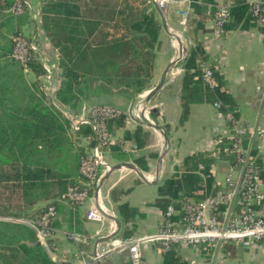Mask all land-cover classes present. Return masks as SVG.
Wrapping results in <instances>:
<instances>
[{
  "label": "trees",
  "instance_id": "trees-1",
  "mask_svg": "<svg viewBox=\"0 0 264 264\" xmlns=\"http://www.w3.org/2000/svg\"><path fill=\"white\" fill-rule=\"evenodd\" d=\"M191 2L185 38L187 44L189 39L194 44L187 45L178 64L184 71L180 124L189 120L192 106L197 104L211 105L224 118L231 114L236 119L237 102L223 89V76L198 39V33L215 17L218 5L215 0ZM14 3L0 0V217L36 220L53 207L52 228L65 226L82 234L81 208L62 196L70 187L84 183L81 160L97 145V139L89 126L81 125L75 131L73 121L89 98L118 94L135 102L154 87L161 47L160 17L151 0H41L40 24L57 54L56 76L60 80L55 102H51L42 89L46 72L37 56L26 64L12 57L13 40L27 39L26 30L34 23L30 11L21 15L8 12ZM225 4L231 9L226 32L259 28L253 5L247 0H225ZM259 29L264 36V27ZM202 64L210 66L214 86L204 82ZM28 73L35 76L33 81L28 80ZM60 107L78 114L71 120ZM124 123V115L108 121L113 137ZM136 144L141 146L139 139ZM230 148L231 142L224 138L216 150L229 166L234 164L226 152ZM216 151L186 158L178 174L158 185L160 199L155 206L162 214L173 204L181 210L183 196L195 198L202 174L208 177L209 187L214 185L210 167L216 163ZM111 153L123 161L128 157L115 142L109 156ZM118 211L122 219H130L133 213L127 206L118 207ZM119 237L131 238L132 232L123 228ZM238 250L226 245L218 252L236 256ZM201 251L217 252L203 247ZM0 264L55 263L31 228L0 221ZM163 264L188 263L171 249L164 253Z\"/></svg>",
  "mask_w": 264,
  "mask_h": 264
},
{
  "label": "crops",
  "instance_id": "crops-1",
  "mask_svg": "<svg viewBox=\"0 0 264 264\" xmlns=\"http://www.w3.org/2000/svg\"><path fill=\"white\" fill-rule=\"evenodd\" d=\"M26 1L34 9L30 13L34 23L28 27L26 35L38 36L39 42L46 47V59L51 57L52 60L48 61L51 66L56 67L57 54L40 24L41 0ZM254 1L256 0H247L251 5ZM215 3L218 8L226 5L225 0H215ZM191 5V0H173L165 10L155 5L162 29L154 87L148 93H142L145 94V109L142 112L135 111L137 99L135 102L126 101L121 109L125 123L116 131L114 142L118 143V148L128 157L123 161L112 153L109 156L113 167L120 164H127L129 167L121 166L112 171L104 179L100 192H94L93 198L81 209L85 243L77 244L69 240L67 234L70 231L65 226L56 229L57 232L49 240L50 252L45 247L55 264H92L91 258L94 256L96 244L102 242L105 246L109 245L113 239L120 238L123 228L132 232V237L154 233L163 219V214L155 206L160 199L158 185L178 174L179 169L185 165L186 158L214 152L218 131L229 126L225 123V118L208 104L193 105L189 120L183 125L180 124L184 71L175 63V38L179 36L183 41L186 40V31L180 25L179 12H187L189 15ZM34 16H37V20ZM214 20L215 17L198 33V39L223 76V89L237 102V122L256 131L253 136H246L244 141L246 146L256 151L264 179V36L259 28H250L227 31L224 36L215 38L212 28ZM189 41L194 44L191 39ZM27 78L33 81L35 76L28 73ZM161 82L163 84L158 91L150 93ZM59 83L60 80H57L49 85L52 97L55 96ZM153 112L155 117L152 116ZM78 113L80 118L81 112ZM77 114H73V118ZM136 139H139L140 147L136 144ZM215 153L213 156L217 158ZM228 168L229 163L226 160H216L210 167L214 185L209 187L208 177L202 174L203 183L195 193L203 188L214 191L223 187ZM95 202L106 210L107 216L103 223L87 219L89 207ZM120 206H127L133 211L130 219H122L118 211ZM257 210L264 217V198ZM230 247L239 249L236 256H225L218 251L196 252L186 248L177 252L188 264H264L263 246L254 249ZM80 252L83 253L82 258ZM163 255L155 246H150L144 251L143 264H163ZM213 255L216 259L211 261ZM101 264L132 263L128 252H119L109 255Z\"/></svg>",
  "mask_w": 264,
  "mask_h": 264
},
{
  "label": "built area",
  "instance_id": "built-area-1",
  "mask_svg": "<svg viewBox=\"0 0 264 264\" xmlns=\"http://www.w3.org/2000/svg\"><path fill=\"white\" fill-rule=\"evenodd\" d=\"M173 0H151L158 8L167 9ZM253 13L259 28L264 27V0H256L253 4ZM26 11L33 13L32 5L26 0H15L8 12L14 15L24 14ZM180 25L184 32L187 30V12L180 11ZM37 20V16H34ZM231 9L228 5L221 6L216 13L213 22V30L216 37L226 34L225 26L230 23ZM173 35V33H172ZM29 38V39H28ZM17 37L14 41L12 57L22 64H26L31 58L36 57L45 69L44 79L51 80L54 74V66L47 64L46 57L42 56L38 48V36L31 35ZM177 56L175 63L181 61L187 45H193L186 40L182 43L181 38H175ZM204 82L214 86L211 68L208 64H202ZM141 103L136 106L135 111L142 112L145 109V94L139 96ZM123 112L116 106L99 104L81 114L73 124L75 131L80 130L81 125L89 126L97 139V145L93 146L87 155L82 158L80 173L84 177L82 186H73L62 196V198L81 209L86 207L93 198L94 192L99 193L103 184V178L108 174L113 165L109 161V149L114 144V137L109 131L108 121L118 118ZM228 121L232 123L231 130H220L216 140V150L226 138L231 142V148L226 150L227 155L234 159V164L228 168L226 186L223 191H212L203 188L195 195V198L183 196L181 198V210L176 206L169 205L163 214V219L157 230L152 234L136 236L127 239H113L105 246L98 242L92 264H101L109 255L119 252H128L132 264H143L144 251L155 246L160 252L166 253L171 249L179 251L181 248L201 251L203 247L219 251L223 246H242L254 249L258 246L264 247V217L257 210L264 198L263 171L259 166L258 155L252 154V148L245 145L244 138L253 136L256 131L248 129L245 125L229 115ZM217 160H222L217 151ZM204 169L203 166L200 167ZM234 174H237L234 179ZM93 191V195H90ZM87 219L96 223L106 220V210L99 203L89 207L86 214ZM56 217V210L50 207L47 212L36 220L0 217V221L22 224L31 228L37 235L39 241L50 252L49 240L57 232L51 227L52 220ZM67 238L77 244L85 243L82 234L69 232ZM80 257L83 253L80 252Z\"/></svg>",
  "mask_w": 264,
  "mask_h": 264
},
{
  "label": "rangeland",
  "instance_id": "rangeland-1",
  "mask_svg": "<svg viewBox=\"0 0 264 264\" xmlns=\"http://www.w3.org/2000/svg\"><path fill=\"white\" fill-rule=\"evenodd\" d=\"M254 2H256V1H254ZM34 10V9H33ZM213 33H214V37L216 38V36H215V32H214V30H213ZM29 36H31V35H27V37H29ZM42 38H44V37H42ZM218 38V37H217ZM181 41H182V43H184V41H183V39H181ZM38 48H39V50L41 51L40 53L42 54V56H44V57H46L47 55H46V53L44 52V51H46V47L44 48L43 47V44L41 43V42H39L38 44ZM206 51V50H205ZM207 54H208V52H207ZM51 54L49 53V56H50ZM48 60L49 61H51L52 60V58L51 57H49L48 58ZM47 60V64L49 63V65H50V62ZM55 63V62H54ZM56 66V65H55ZM54 71V74H53V76H52V79L51 80H45L44 79V76L42 77V89H43V91H44V93L46 94V96L48 97V100L49 101H51V102H55V96H53L52 97V92L50 91V88H49V85L53 82V81H57L58 80V78H57V76H56V67H55V69L53 70ZM147 93H148V91H147ZM126 101H129L127 98H125L124 96H122V95H118V94H116V95H114V96H100V97H92V98H89L88 100H87V102L85 101L84 103H83V106H82V108H80L79 109V111L83 114L84 112H87V111H89V109L90 108H92V107H94V106H96V105H99V104H107V105H112V106H116L117 108H119L120 110L122 109V108H124V106H125V102ZM141 98L140 97H138L137 98V105L138 104H140L141 102ZM55 105H57L56 103H54ZM136 105V106H137ZM58 106V105H57ZM61 108V110L66 114V116L69 118V119H71L72 120V118H73V112L72 111H68V110H64V109H62V107H60ZM122 111V110H121ZM81 113H80V115H81ZM72 115V116H71ZM229 115H231V114H229ZM227 116V118H229L230 116ZM232 116V115H231ZM227 118H225L224 120H225V123H227V124H229V126H227V128H226V130H231L232 128H233V126L231 127V122L230 121H228V119ZM236 120V119H235ZM75 121V120H74ZM73 121V124L75 123ZM223 130H225V128L223 129ZM225 130V131H226ZM218 132H220V131H218ZM228 175V174H227ZM227 175H226V178H227ZM236 177H237V174H234V179H236ZM226 178H225V181H224V186L223 187H221L219 190H217V191H223V188L225 189V186H226ZM160 225V223L158 224V226ZM195 251V250H194ZM196 252H199V251H196ZM210 251H207V253H209ZM216 258L214 257V255L211 257V261L212 260H215Z\"/></svg>",
  "mask_w": 264,
  "mask_h": 264
},
{
  "label": "water",
  "instance_id": "water-1",
  "mask_svg": "<svg viewBox=\"0 0 264 264\" xmlns=\"http://www.w3.org/2000/svg\"><path fill=\"white\" fill-rule=\"evenodd\" d=\"M162 84H163V82H161V84H160L155 90H153V91L150 92V93L154 94L156 91H158V89L162 86ZM121 166H127V167H129L127 164H120V165L114 166V167L111 169V171H110L108 174H106V176L103 178V181H104V179H105V178H106V177H107L112 171L118 169V168L121 167ZM117 223L120 224V222H119L118 220H117ZM107 239H110V238H107Z\"/></svg>",
  "mask_w": 264,
  "mask_h": 264
}]
</instances>
